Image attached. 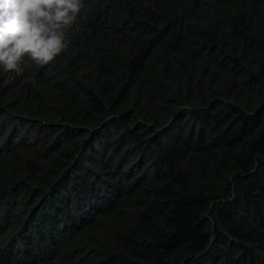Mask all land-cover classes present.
<instances>
[{"label": "trees", "instance_id": "1", "mask_svg": "<svg viewBox=\"0 0 264 264\" xmlns=\"http://www.w3.org/2000/svg\"><path fill=\"white\" fill-rule=\"evenodd\" d=\"M84 4L0 67V264H264V0Z\"/></svg>", "mask_w": 264, "mask_h": 264}, {"label": "clouds", "instance_id": "2", "mask_svg": "<svg viewBox=\"0 0 264 264\" xmlns=\"http://www.w3.org/2000/svg\"><path fill=\"white\" fill-rule=\"evenodd\" d=\"M84 7V0H0V67L22 75L26 61L54 62Z\"/></svg>", "mask_w": 264, "mask_h": 264}]
</instances>
